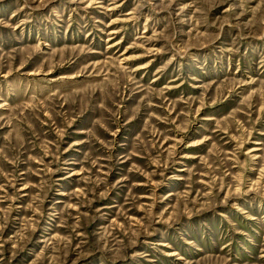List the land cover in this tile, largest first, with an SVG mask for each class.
Returning a JSON list of instances; mask_svg holds the SVG:
<instances>
[{
    "label": "rangeland",
    "instance_id": "rangeland-1",
    "mask_svg": "<svg viewBox=\"0 0 264 264\" xmlns=\"http://www.w3.org/2000/svg\"><path fill=\"white\" fill-rule=\"evenodd\" d=\"M0 264H264V0H0Z\"/></svg>",
    "mask_w": 264,
    "mask_h": 264
}]
</instances>
